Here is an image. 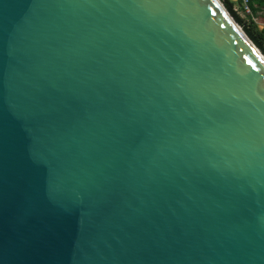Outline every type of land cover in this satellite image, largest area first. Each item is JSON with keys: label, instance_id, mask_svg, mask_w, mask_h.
<instances>
[{"label": "water", "instance_id": "1", "mask_svg": "<svg viewBox=\"0 0 264 264\" xmlns=\"http://www.w3.org/2000/svg\"><path fill=\"white\" fill-rule=\"evenodd\" d=\"M0 264H264V55L220 0H0Z\"/></svg>", "mask_w": 264, "mask_h": 264}, {"label": "trees", "instance_id": "2", "mask_svg": "<svg viewBox=\"0 0 264 264\" xmlns=\"http://www.w3.org/2000/svg\"><path fill=\"white\" fill-rule=\"evenodd\" d=\"M229 13L233 16L237 23H239L243 31L249 37V39L254 43V45L260 50L264 55V0H247L246 6L249 13L246 15L248 17V23L245 19H242L238 13L233 10L234 6L245 8L243 1L238 0V2H233L230 0H221ZM261 13L263 27L259 29L253 18L257 17Z\"/></svg>", "mask_w": 264, "mask_h": 264}, {"label": "rangeland", "instance_id": "3", "mask_svg": "<svg viewBox=\"0 0 264 264\" xmlns=\"http://www.w3.org/2000/svg\"><path fill=\"white\" fill-rule=\"evenodd\" d=\"M221 1V0H220ZM222 2V1H221ZM223 4V3H222ZM224 5V4H223ZM245 7V6H244ZM226 8V7H225ZM233 10H235L237 13H238V15L242 18V19H245L246 20V23H248V17L246 16L248 13H249V11L246 9V8H240V7H237V6H234L233 7ZM261 15V13L257 16V17H255V18H253V21L256 23V25H257V27L259 28V29H261L262 27H263V22H262V17L260 16ZM239 24V23H238ZM239 26L242 28V26L239 24ZM242 30H243V28H242Z\"/></svg>", "mask_w": 264, "mask_h": 264}, {"label": "built area", "instance_id": "4", "mask_svg": "<svg viewBox=\"0 0 264 264\" xmlns=\"http://www.w3.org/2000/svg\"><path fill=\"white\" fill-rule=\"evenodd\" d=\"M243 1V4L245 5V8L248 10L247 6H246V2L247 0H242ZM249 11V10H248Z\"/></svg>", "mask_w": 264, "mask_h": 264}, {"label": "snow or ice", "instance_id": "5", "mask_svg": "<svg viewBox=\"0 0 264 264\" xmlns=\"http://www.w3.org/2000/svg\"><path fill=\"white\" fill-rule=\"evenodd\" d=\"M249 63H251V61H249Z\"/></svg>", "mask_w": 264, "mask_h": 264}]
</instances>
